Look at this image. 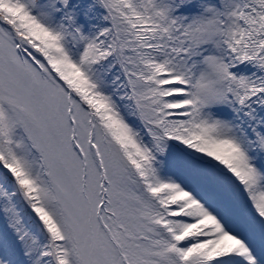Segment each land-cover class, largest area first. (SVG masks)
Listing matches in <instances>:
<instances>
[{
  "label": "snow or ice",
  "instance_id": "1",
  "mask_svg": "<svg viewBox=\"0 0 264 264\" xmlns=\"http://www.w3.org/2000/svg\"><path fill=\"white\" fill-rule=\"evenodd\" d=\"M0 264H264V0H0Z\"/></svg>",
  "mask_w": 264,
  "mask_h": 264
}]
</instances>
